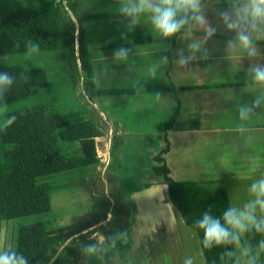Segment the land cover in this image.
I'll return each instance as SVG.
<instances>
[{
	"label": "trees",
	"instance_id": "1",
	"mask_svg": "<svg viewBox=\"0 0 264 264\" xmlns=\"http://www.w3.org/2000/svg\"><path fill=\"white\" fill-rule=\"evenodd\" d=\"M83 1L91 0H42L21 9L0 12V56L59 51L61 58L66 61V72L73 87L82 86L89 97L174 90L175 85L172 83L157 88H99L94 77L84 26L85 20L99 15L80 14L78 6ZM208 1L201 0V3ZM192 22L189 20L178 34L189 28ZM2 74L11 78V84L0 87V105L27 99L48 85L47 72L41 66H0V75ZM180 110L181 103L177 99L174 113L167 121L158 124V128L167 131L173 127ZM13 116L15 120L11 125H0V222H12L25 216L49 212L50 191L53 186L44 181L43 177L87 166L97 167L102 163L98 150L104 142L97 140L108 136L105 129H98L91 120H77L71 127H65L61 113L50 104L11 112L5 116L6 121ZM108 139L111 143L109 162L107 161L104 171L97 168L95 174L101 172V177L102 172L104 173L109 197H106L104 182H101L102 192L97 187L90 189L94 197L103 193L106 199L103 213L96 218L92 217L79 228L47 229L41 221L18 226L13 224L10 241L3 252L14 251L18 256H23L27 264H74L76 253L70 246L82 236V232L92 226L99 225V230L111 243L118 242L125 236L129 229L130 215L124 203L119 176L116 174L122 168L117 149L124 141L116 134ZM60 140L78 141L82 154H62L59 150ZM166 142V148L154 157L155 164L152 167L148 164L146 169L161 182L168 184L173 205L179 210L185 225L198 234L206 264H239L235 253L236 243L206 248L203 244V231L197 226L205 213L224 223L223 212L231 207L227 189L205 187L197 181H177L172 178L163 156L169 148V142ZM109 214L111 217L107 221ZM244 235L248 248L251 249L247 254L248 262L255 257V264H259L264 232L251 228ZM83 247L88 246L84 244Z\"/></svg>",
	"mask_w": 264,
	"mask_h": 264
},
{
	"label": "crops",
	"instance_id": "2",
	"mask_svg": "<svg viewBox=\"0 0 264 264\" xmlns=\"http://www.w3.org/2000/svg\"><path fill=\"white\" fill-rule=\"evenodd\" d=\"M231 8L225 9L211 3V0L202 4L207 26L215 29L212 36H207L206 29L195 21L182 33L177 32L170 37L152 35L146 31L136 32L133 37L128 36L119 41L118 50L126 49V56L115 55L111 58L104 55L97 59H114L115 71L118 73L110 87H107V79H101L97 84L101 89L175 85L174 90L145 93H149L155 105L168 113V118L177 107V99L181 103L180 114L173 127L167 131L159 129L158 124L165 122L160 119L153 132L158 136L157 139L165 140V144L164 147H157V152L152 155L161 153L167 146L166 141L169 142V148L163 156L170 176L177 181H197L205 187H215L218 183L221 185L218 187L226 188L238 185L235 178L240 173L241 178L251 177L253 173L259 176L264 173V83L255 81L250 71L257 65L264 67V35L256 38L258 34L264 33V25L258 26L257 35L253 33L256 55H248L243 47L229 49L228 41L235 33L224 26L222 13ZM193 43H199L200 49H192ZM182 59L186 63L181 64ZM182 86L194 88L183 89ZM133 95L138 94L116 97ZM102 98L106 100L104 102L109 111L116 101L106 96ZM241 109H250L245 118L241 117ZM113 131L115 133L111 132L110 137L118 135L117 128ZM193 141L198 158L195 165L185 167L183 160L190 152ZM136 162V171L143 182L137 184L133 195L124 196L130 215L128 232L120 241L111 243L101 232V238L95 237L97 231L94 232V229L99 225L92 226L86 231L94 232L88 241L97 246V251L89 253L85 247V258L80 264H163L161 260L166 264L171 261L165 254L169 245L167 242L175 241L178 229L186 225L173 205L168 189L163 191L161 207L153 204L150 216L146 215L144 220L135 192L161 181L148 169L145 172L144 164L147 166L151 163L149 159L141 160L138 157ZM153 165L151 163L150 166ZM224 166L228 169L225 170ZM110 217L109 214L107 221ZM151 219L160 221V224L153 226ZM197 248L196 245L195 256L203 260L202 247V251ZM200 262L203 264V261Z\"/></svg>",
	"mask_w": 264,
	"mask_h": 264
},
{
	"label": "rangeland",
	"instance_id": "3",
	"mask_svg": "<svg viewBox=\"0 0 264 264\" xmlns=\"http://www.w3.org/2000/svg\"><path fill=\"white\" fill-rule=\"evenodd\" d=\"M40 1L42 0H1L0 12L6 13L21 9ZM137 2L138 0H91L79 3L80 14L94 13L99 15L97 18L84 21L89 55L94 67V77L97 84L101 82V79L104 81L107 79V87H110L113 79L118 74L115 71L116 61L114 59L108 61H97V59L104 55L111 58L115 56L121 38L133 37L136 32L142 33L143 31L152 35H161L153 26L149 13H141L133 18L121 11L123 7L131 6ZM234 2L235 0H211V3L225 9L231 8ZM133 19H135V23L132 22ZM254 35L257 34L254 33ZM9 65H20L25 68L41 66L45 68L48 85L27 99L0 105V125L5 124V116L11 112L50 104L61 113L65 127H71L77 120H91L96 123L98 129H105L108 136H102L97 140L100 143L104 141L103 146H100L98 150V156L102 163L97 167L87 166L43 177L44 181L53 186L50 191L51 210L49 212L25 216L14 219L12 222H0V252H3L5 246L8 245L14 225H26L41 221L47 229L79 228L91 220L92 217L96 218L103 213L106 200L103 193L102 196L95 194L97 197H94L90 189L97 187L102 192L101 182H104L106 197H109L104 173L102 172V176L99 177L101 172L95 174V170L97 168L103 170L106 167L111 144L108 138L112 133H115L113 131L115 128L119 130L118 135L124 141L123 145L117 149L122 168L116 174L119 176V185L123 195L125 197L133 195L132 192L138 186L137 184L143 182L141 175L136 171V160L139 157L141 160L149 159V162L154 163L153 159L156 155L154 156L152 153L157 152V147H164L165 140L157 139L158 136L153 132L157 128L158 120L164 119L163 121H166L169 119L168 113H164L162 108L155 105L149 93H139L137 96H126L125 98L106 96L109 100L112 99L117 102L107 111L104 98L89 97L82 86L73 87L66 72V61L61 58L59 51L28 52L0 56V66ZM148 145L149 147H147ZM59 150L62 154L68 156L82 154L80 143L73 140H60ZM189 150L190 152L183 160L185 167L195 165L194 163L198 158L194 141ZM141 162L144 163L145 161ZM146 168L147 166L144 164L145 172ZM224 168L225 170L228 169L227 166H224ZM134 170L135 172H133ZM188 173L195 174L196 172L188 171ZM236 174L237 172L234 173V175ZM241 174L235 178V183H238V185H231L226 188L231 207L243 210L246 204L256 199V195L251 192V185L264 179V173L261 176L253 173L248 178H241ZM244 175H247V173H244ZM218 186L221 185L216 183L215 187ZM255 215L258 220L264 219V211H261L258 205ZM179 229L175 241L167 242L169 245H174L172 247L168 245L165 249L167 252L165 254H168L172 261H167L166 264H186L187 261H191V264H200V261H203V264H206L205 258L202 260L195 256L196 250L194 248L196 245L197 249L202 251L198 234L187 226L182 227L181 230ZM95 231H97L95 237L101 238L99 228L94 229ZM94 232L92 231V234L87 231L83 232L82 236L77 238L70 246L72 250H75L76 264H80V261L85 258V247L83 245H91L88 238H92ZM237 234L239 235V243L236 247V257L239 264H248L247 255L244 254V250L248 248L244 232H237ZM161 262L165 264L163 260ZM259 264H264V249L262 248L259 252Z\"/></svg>",
	"mask_w": 264,
	"mask_h": 264
},
{
	"label": "clouds",
	"instance_id": "4",
	"mask_svg": "<svg viewBox=\"0 0 264 264\" xmlns=\"http://www.w3.org/2000/svg\"><path fill=\"white\" fill-rule=\"evenodd\" d=\"M121 11L130 17L135 18L138 14L149 13L150 19L157 31L164 37L175 35L181 28L189 23V20L195 21L201 27H204L207 36H212L215 29L207 26V21L202 12L201 0H138L131 6H125ZM224 26L235 35L228 41L229 49L243 47L248 55H256L253 33H256L258 26L264 25V0H235L233 7L222 13ZM135 23V19L132 21ZM260 33L256 38H259ZM191 48L200 49L199 43H193ZM115 55L124 57L127 55L126 49L118 50ZM186 63L185 60L180 61ZM255 81L264 83V67L259 65L250 69ZM11 84V78L7 74L0 75V87ZM250 109H241V117L245 118ZM15 117H10L5 122V127L11 125ZM251 192L256 195L254 201L249 202L243 208L237 209L230 207L223 212L221 220L205 213L197 226L203 231V244L206 248L213 245L239 243L237 232H246L255 228L257 232H264V219H257L255 212L257 205L264 211V179H261L251 185ZM236 231H232V230ZM260 247L264 249V241ZM89 253L97 251L96 245H89L86 248ZM251 249L246 248L244 254H249ZM232 255V253H228ZM255 257L249 260L248 264H255ZM0 264H27L23 256H18L14 251L0 252ZM186 264H191L187 261Z\"/></svg>",
	"mask_w": 264,
	"mask_h": 264
},
{
	"label": "water",
	"instance_id": "5",
	"mask_svg": "<svg viewBox=\"0 0 264 264\" xmlns=\"http://www.w3.org/2000/svg\"><path fill=\"white\" fill-rule=\"evenodd\" d=\"M164 189H168V184L165 182H154L149 186H145L139 191L135 192V199L138 201L139 211L143 214V218L146 221L147 216H150V212L152 211V205H156L158 207L162 204L164 200ZM170 197V195H169ZM147 199V200H146ZM152 218V217H151ZM154 218V216H153ZM152 225L155 226L160 224V221L156 219H151ZM153 229H155L153 227Z\"/></svg>",
	"mask_w": 264,
	"mask_h": 264
}]
</instances>
